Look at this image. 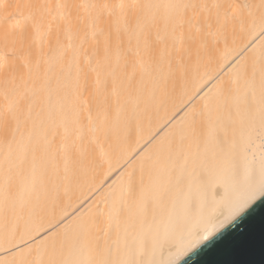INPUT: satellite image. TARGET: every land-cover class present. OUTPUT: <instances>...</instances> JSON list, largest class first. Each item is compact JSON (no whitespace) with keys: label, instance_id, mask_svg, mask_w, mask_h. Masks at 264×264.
Wrapping results in <instances>:
<instances>
[{"label":"bare ground","instance_id":"1","mask_svg":"<svg viewBox=\"0 0 264 264\" xmlns=\"http://www.w3.org/2000/svg\"><path fill=\"white\" fill-rule=\"evenodd\" d=\"M264 193V0H0V264H179Z\"/></svg>","mask_w":264,"mask_h":264},{"label":"water","instance_id":"2","mask_svg":"<svg viewBox=\"0 0 264 264\" xmlns=\"http://www.w3.org/2000/svg\"><path fill=\"white\" fill-rule=\"evenodd\" d=\"M179 264H264V193Z\"/></svg>","mask_w":264,"mask_h":264}]
</instances>
